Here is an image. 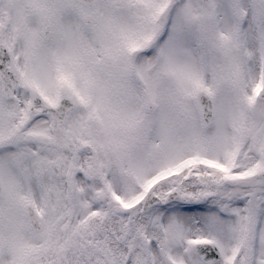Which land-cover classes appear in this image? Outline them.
Wrapping results in <instances>:
<instances>
[{"label":"snow or ice","instance_id":"6c2138e0","mask_svg":"<svg viewBox=\"0 0 264 264\" xmlns=\"http://www.w3.org/2000/svg\"><path fill=\"white\" fill-rule=\"evenodd\" d=\"M0 264H264V0H0Z\"/></svg>","mask_w":264,"mask_h":264}]
</instances>
